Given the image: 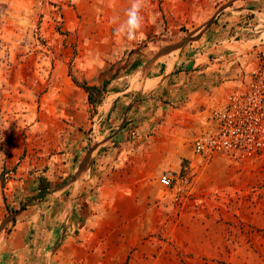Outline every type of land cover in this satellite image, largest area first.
Listing matches in <instances>:
<instances>
[{
	"label": "crops",
	"instance_id": "1",
	"mask_svg": "<svg viewBox=\"0 0 264 264\" xmlns=\"http://www.w3.org/2000/svg\"><path fill=\"white\" fill-rule=\"evenodd\" d=\"M235 3L249 22L263 21L264 0ZM249 26L232 31L246 35ZM224 29L220 36L214 31L213 43L206 42L205 30L175 50L146 46L125 53L111 74L103 72L101 60L80 73L79 80L98 87L101 98L92 107L81 89L84 101L67 105L73 109L69 123L48 130L54 142L45 143L39 154L50 146L56 153L43 163L41 177L49 189L40 198L24 187L27 171L38 169L43 159L22 162L23 186L14 184L30 199L0 239V264H189L190 258L198 264L207 259L233 264L226 252L245 253L238 262L263 264L247 239L264 240V161L234 164L216 156L204 164L192 152L191 138L166 136L167 128L178 127L175 110L206 104L185 119L183 129L191 136L210 108L246 83L240 77L225 81L222 73L237 76L263 65L250 35L234 42V36L222 38ZM89 126H99V142H86L83 130ZM131 128L135 137L129 136ZM182 159L194 167V183L179 187ZM163 172L175 178L168 189L158 183ZM236 223L244 228L237 230Z\"/></svg>",
	"mask_w": 264,
	"mask_h": 264
},
{
	"label": "rangeland",
	"instance_id": "2",
	"mask_svg": "<svg viewBox=\"0 0 264 264\" xmlns=\"http://www.w3.org/2000/svg\"><path fill=\"white\" fill-rule=\"evenodd\" d=\"M235 1L142 0V27L135 40H128L116 29L127 20V10L133 0H0V239L12 229L15 217L29 203L30 198L23 197L16 189L23 186L18 175L22 162L35 163L43 159L38 169L27 171L24 188L26 194L32 193L35 179L41 177L46 169L43 163L56 153L50 146L44 155L39 154L45 143L54 142L48 130L54 125L63 128V124L69 123L66 117L70 118L73 113L67 105H79L84 101L78 87L83 83L79 76L80 73H88L91 64L101 60L103 72L111 74L128 52L130 54L146 46L153 51L157 48L165 50L184 39L194 42L197 40L195 36L205 30L209 35L206 42L213 43L214 31L218 30L215 33L220 36L219 32L225 28L221 33L224 34L223 39L234 36L232 41L235 42L250 35L248 40L255 44V58L264 66V19L260 17L262 22H249L248 14L238 13ZM247 23L251 31L246 35L232 31L236 26L242 27ZM124 42L130 44L126 49ZM236 47L242 52L247 50L243 45ZM248 71H238L237 76H234V71H226L222 75L225 74V81L229 78L235 81L240 77L239 82H244L248 80ZM204 105L203 101L193 102L184 109L175 110L176 118L179 117L178 127L167 128L166 136L191 138L195 133L190 136L183 129L187 126L185 119L188 115L200 114L205 109ZM169 107L177 109L178 105ZM161 121L162 118L157 123ZM86 128L83 130L86 142H99V126ZM131 130L134 135L129 136L135 137L134 128ZM184 174L188 177L181 180ZM193 176L194 167L188 168L182 159L177 177L179 187L183 183L193 184ZM15 181H18V186H15ZM226 199L230 201L231 197ZM227 200L222 202L227 204ZM235 228L242 230L244 226L236 223ZM247 244L264 264V240L259 239L256 243L247 239ZM226 253L235 258L233 264H247L244 260H237L245 253ZM190 259L189 264H198ZM210 261L207 259L201 263ZM222 262L220 264H225Z\"/></svg>",
	"mask_w": 264,
	"mask_h": 264
},
{
	"label": "built area",
	"instance_id": "3",
	"mask_svg": "<svg viewBox=\"0 0 264 264\" xmlns=\"http://www.w3.org/2000/svg\"><path fill=\"white\" fill-rule=\"evenodd\" d=\"M189 145L204 164L216 156L234 164L264 161V66L251 69L243 87L208 110ZM174 180L171 172H163L158 183L168 189Z\"/></svg>",
	"mask_w": 264,
	"mask_h": 264
},
{
	"label": "clouds",
	"instance_id": "4",
	"mask_svg": "<svg viewBox=\"0 0 264 264\" xmlns=\"http://www.w3.org/2000/svg\"><path fill=\"white\" fill-rule=\"evenodd\" d=\"M142 0H133L131 7L127 10V20L116 29L118 34L122 33L128 40H135L138 31L143 24V17L140 14Z\"/></svg>",
	"mask_w": 264,
	"mask_h": 264
},
{
	"label": "trees",
	"instance_id": "5",
	"mask_svg": "<svg viewBox=\"0 0 264 264\" xmlns=\"http://www.w3.org/2000/svg\"><path fill=\"white\" fill-rule=\"evenodd\" d=\"M78 87L86 93L87 102L89 105L94 107L99 102L101 93L98 87L87 86L84 83L79 84ZM35 183L36 186L31 191L36 192L35 195L40 198L45 193V191L49 189V185L42 177H38L35 180Z\"/></svg>",
	"mask_w": 264,
	"mask_h": 264
},
{
	"label": "water",
	"instance_id": "6",
	"mask_svg": "<svg viewBox=\"0 0 264 264\" xmlns=\"http://www.w3.org/2000/svg\"><path fill=\"white\" fill-rule=\"evenodd\" d=\"M221 10H222V9H221ZM188 41H190V40H186V39H184V40H183L182 42H180L179 44L174 45V46H171V47H169L168 49H169V50H175V49L181 47V45H182L183 43L188 42Z\"/></svg>",
	"mask_w": 264,
	"mask_h": 264
}]
</instances>
